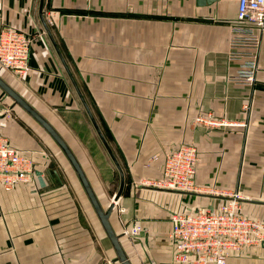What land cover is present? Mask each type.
Masks as SVG:
<instances>
[{
	"label": "crops",
	"instance_id": "1",
	"mask_svg": "<svg viewBox=\"0 0 264 264\" xmlns=\"http://www.w3.org/2000/svg\"><path fill=\"white\" fill-rule=\"evenodd\" d=\"M39 2L0 0L2 22L31 38L29 69L17 75L0 66V75L62 135L105 208L104 184L54 122V111L84 109L43 29ZM236 8V0H43L49 29L124 170L109 220L131 264H180L168 236L170 215L220 199L145 184L162 178L165 157L181 144L197 147L198 186L264 189L261 176L249 180L264 175V28L254 86L228 80ZM249 96L247 117L242 104ZM0 100V135L41 175L9 191L0 186V264H107V256L120 264L58 145L1 89ZM195 111L246 125L208 130L194 124ZM243 200L247 216L264 221V198ZM133 222L143 229L122 234ZM243 249L226 264H264V244Z\"/></svg>",
	"mask_w": 264,
	"mask_h": 264
},
{
	"label": "built area",
	"instance_id": "2",
	"mask_svg": "<svg viewBox=\"0 0 264 264\" xmlns=\"http://www.w3.org/2000/svg\"><path fill=\"white\" fill-rule=\"evenodd\" d=\"M237 8L231 23L228 58L235 62V70L227 79L239 85L253 87L258 69L261 31L264 28V0H236ZM31 38L21 29L6 25L0 17V66L17 75L29 69ZM250 96L242 104L247 117L252 110ZM199 127L215 129L245 125L227 116L215 117L199 112L194 118ZM194 122V124H195ZM198 162L197 147L192 142L181 144L164 160L163 176L145 184L183 192H197L193 175ZM35 176L33 161L19 150L10 147L0 135V186L12 190L20 183H32ZM225 200L210 206L183 210L170 215L168 236L174 244V260L180 264H226L228 256L247 246L264 242V223L242 214L238 200L241 196L222 194ZM222 199V198H221ZM143 227L133 222L123 234L137 235Z\"/></svg>",
	"mask_w": 264,
	"mask_h": 264
},
{
	"label": "water",
	"instance_id": "3",
	"mask_svg": "<svg viewBox=\"0 0 264 264\" xmlns=\"http://www.w3.org/2000/svg\"><path fill=\"white\" fill-rule=\"evenodd\" d=\"M203 4L205 3H212L216 0H201ZM39 18L42 23L43 29L45 33L47 34L49 40L51 41L56 54L58 55L62 66L83 106V109L96 133L98 136L100 142L102 143L104 149L106 150L109 158L111 159L114 167L116 168L118 172V187L115 193L112 196V201L104 208L96 193L94 192L80 162L78 161L77 157L75 156L74 152L70 148V146L67 144L65 139L62 137V135L58 132V130L36 109L34 108L22 95H20L1 75H0V89L5 93L6 96H8L12 103L11 107L14 105H17L21 107L26 113H28L41 127L50 135V137L55 141V143L58 145L64 156L66 157L67 161L69 162L70 166L74 170L78 181L80 182L82 189L87 196L113 250L115 253V258L114 261H118L120 264H131L128 256L126 255L122 244L120 242V237L121 234H117L110 223L109 217L114 209L115 202L119 199L121 196L124 187H125V173L124 170L117 159L112 147L108 143L105 135L103 134L92 110L89 107V104L87 103L70 67L68 66V63L66 62L62 52L60 51L50 29L49 26L45 20L44 17V11H43V0H40L39 2ZM183 192V191H181ZM186 193H195V192H186ZM198 194V193H197ZM202 194V193H200ZM210 196L216 197V198H225L224 196L221 195H216V194H210ZM123 234V233H122Z\"/></svg>",
	"mask_w": 264,
	"mask_h": 264
},
{
	"label": "rangeland",
	"instance_id": "4",
	"mask_svg": "<svg viewBox=\"0 0 264 264\" xmlns=\"http://www.w3.org/2000/svg\"><path fill=\"white\" fill-rule=\"evenodd\" d=\"M1 103V100H0ZM55 115L58 116V119H55L54 122L61 128L62 132L67 136L69 139L70 143H74V149L75 152L79 155L81 160H83V164L85 167H89L93 169L95 172L96 176L98 179L104 184L105 187V192L107 193L106 201L104 200V204L106 205L108 201H112V196L117 189L118 186V173L116 169L114 168L111 160L109 157L106 155V152L102 146V144L99 142L97 135L85 113V111L77 110V111H54ZM97 115V112H95ZM198 111L194 112L193 116V122L194 118L198 115ZM98 116V115H97ZM217 117V116H215ZM100 118V117H98ZM97 119V118H96ZM230 119V118H228ZM62 121L61 122H59ZM98 120V119H97ZM101 121V119H100ZM232 121H243V120H238V119H232ZM103 122V121H102ZM104 126V123H102ZM195 125L198 126V124ZM246 125V122H245ZM243 125V126H245ZM240 126V125H237ZM233 127V126H230ZM211 130V129H210ZM192 142V141H188ZM193 143V142H192ZM195 144V143H194ZM73 146V145H72ZM60 158H63L66 160L64 154L59 150L58 151ZM85 153V156L82 157L81 154ZM88 164H86L85 162ZM91 174V173H90ZM238 179L240 178L239 174L236 175ZM261 176V178H264V175H250V181H256L258 178ZM252 186L254 185L253 183L251 184ZM241 186V185H240ZM198 193H209V194H217V195H231V196H247V198H264V189H244L242 186L239 188L236 186V188H215V187H206V186H198ZM221 198L215 199L212 201V203H218L220 202ZM222 200H225L223 198ZM245 201L248 200H238L240 203L239 205L241 206V213L244 215H247V205ZM106 202V203H105ZM245 202V204H244ZM104 205V206H105ZM259 221H262L260 218H258ZM264 223V221H263ZM264 242L256 244L262 245ZM255 246V245H254ZM242 249L241 251H243ZM238 251V252H241ZM105 262L107 264H112L110 262V258L107 256L105 257Z\"/></svg>",
	"mask_w": 264,
	"mask_h": 264
}]
</instances>
